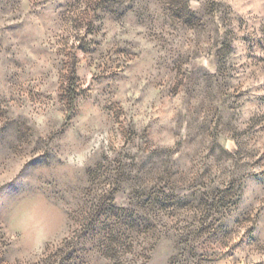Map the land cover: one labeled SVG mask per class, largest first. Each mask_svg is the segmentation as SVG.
I'll list each match as a JSON object with an SVG mask.
<instances>
[{"label":"rangeland","instance_id":"rangeland-1","mask_svg":"<svg viewBox=\"0 0 264 264\" xmlns=\"http://www.w3.org/2000/svg\"><path fill=\"white\" fill-rule=\"evenodd\" d=\"M0 144V264H264V0H0Z\"/></svg>","mask_w":264,"mask_h":264},{"label":"snow or ice","instance_id":"snow-or-ice-1","mask_svg":"<svg viewBox=\"0 0 264 264\" xmlns=\"http://www.w3.org/2000/svg\"><path fill=\"white\" fill-rule=\"evenodd\" d=\"M192 2L194 5H199L200 3H202V0H192ZM3 151H4V146L0 144V153H3ZM27 174H28V169L25 168L24 172L21 173V176L18 178V180H22L23 177ZM5 192L6 189L0 188V209H3L5 204V200H6ZM225 227L229 233L235 232L239 234L240 232V223H238L237 221H232L230 224L226 225ZM257 231L264 232V222L256 225L254 229L249 230L247 234L244 235L243 239L240 240V242L237 244V248H243L245 244L250 243V238H254L253 232H257ZM245 251H247V249H245Z\"/></svg>","mask_w":264,"mask_h":264}]
</instances>
